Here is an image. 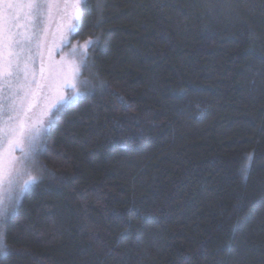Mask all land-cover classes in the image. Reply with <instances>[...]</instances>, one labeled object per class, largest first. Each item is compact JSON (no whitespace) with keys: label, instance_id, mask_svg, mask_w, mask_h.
Listing matches in <instances>:
<instances>
[{"label":"trees","instance_id":"obj_1","mask_svg":"<svg viewBox=\"0 0 264 264\" xmlns=\"http://www.w3.org/2000/svg\"><path fill=\"white\" fill-rule=\"evenodd\" d=\"M87 4L49 48L94 40L97 87L44 127L0 264H264V0Z\"/></svg>","mask_w":264,"mask_h":264},{"label":"snow or ice","instance_id":"obj_2","mask_svg":"<svg viewBox=\"0 0 264 264\" xmlns=\"http://www.w3.org/2000/svg\"><path fill=\"white\" fill-rule=\"evenodd\" d=\"M82 7L87 10V0H71V3L69 0H0V143L7 145L6 149L0 150V187L6 181L12 191L20 169L34 165L36 155L42 150L44 120L32 126L29 115L39 99L45 101L40 115L50 117L47 127H51L67 105L97 87L91 80L77 79L81 69L90 67L87 50L95 47L94 40L89 39L80 46L83 51L79 52V63L65 62L62 57L57 70L51 64L46 66L44 60L45 51L49 58L52 55V48H46V41L54 20L57 17L60 20L56 32L60 44H65L69 34L79 27V23L73 22L81 20ZM101 7L97 5L98 9ZM57 46L54 42L53 47ZM76 54V48H73L72 55ZM64 88L71 89L70 96H64ZM16 149L21 153L19 159L12 155ZM252 159L249 155L241 168L245 177ZM16 165H20V169ZM27 175L28 179L16 194L9 197L7 208L0 198V257L9 254L7 226L15 218L24 192L29 185L39 182L37 176L30 172Z\"/></svg>","mask_w":264,"mask_h":264},{"label":"rangeland","instance_id":"obj_3","mask_svg":"<svg viewBox=\"0 0 264 264\" xmlns=\"http://www.w3.org/2000/svg\"><path fill=\"white\" fill-rule=\"evenodd\" d=\"M69 2L71 3V0H69ZM70 11H71V10H70ZM58 20H59V18L57 17V18L54 20V22L52 23V26H51V29H50V35H49V37H48V39H47V41H46V48H49L50 38H51L52 33H53V32L55 31V29H56V25H57V21H58ZM73 23H78V22H73ZM85 42H86V41L78 42V43H73V44H72V47H73V48H76V53H77V54H76V55H72V52H73V49H72V51L69 53V55H67L66 57H65V56L63 57L64 61H65V62H76V63H79V52L83 51V48L80 47V46L84 45ZM72 47H71V48H72ZM65 51H66V50H65ZM44 60H45V65H46V66H47L48 64H51V65L53 66V68L59 70V68H60V66H61L62 56H60V55H58V56H57V55H54L53 57H51V60L48 61L47 51H45ZM48 62H49V63H48ZM35 66H36V68H37V70H38V68H39V59H37V61H36V65H35ZM78 78H79V75H78ZM78 78H77V79H78ZM62 91H63V94L65 95V97L70 96V95H68V94H70L71 89H69V88H64ZM44 103H45L44 99H43V98H40L39 101H38V105H37V107H36V112H37V111H38V112H37L36 115L34 114V117L31 118V124H32V126H36V125L39 123V121H40L41 119L44 120V127L47 125V122H48V120L50 119V117H48V116L41 117V115H40L41 111L43 110ZM6 147H7L6 144H2V143H0V150H4V149H6ZM18 150H19V149H16V150L12 153L13 157H15V158H17V159H19V158L21 157V155H20V157H18L19 154L16 156V153H17ZM5 154H6V153H5ZM32 166H33V165H30V166H28L27 168L32 167ZM16 167H17V169H20V165H16ZM31 171H32V170H31ZM31 171L29 170L28 172L32 173ZM23 177H24V178H23ZM27 179H28V175H27V176L23 175V174H22V170L20 169L19 174L15 176V182H14V184H13V186H12V191L9 190V187H8V184H7L6 181H5V183L3 184V186L0 187V198L3 199V206H4L5 208H7V207L9 206V203H10V201H9V197L12 196V195H15V194H16V191H18L19 187H20V186L23 184V182H24L25 180H27ZM30 187H31V185H29V187L26 189L25 192H27V191L30 189ZM25 192H24V193H25Z\"/></svg>","mask_w":264,"mask_h":264}]
</instances>
